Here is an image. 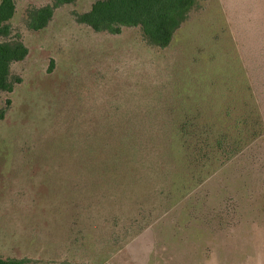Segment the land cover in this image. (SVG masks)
Wrapping results in <instances>:
<instances>
[{
  "label": "rangeland",
  "instance_id": "obj_1",
  "mask_svg": "<svg viewBox=\"0 0 264 264\" xmlns=\"http://www.w3.org/2000/svg\"><path fill=\"white\" fill-rule=\"evenodd\" d=\"M95 1L59 6L41 30L28 27V11L50 0L16 1L11 25L29 53L12 65L22 82L0 93V110L11 99L0 119V257L264 264L261 128L226 162L171 159L156 189L100 185L96 167L133 123L188 122L193 135L264 124V0H198L166 48L139 27L79 23Z\"/></svg>",
  "mask_w": 264,
  "mask_h": 264
},
{
  "label": "trees",
  "instance_id": "obj_2",
  "mask_svg": "<svg viewBox=\"0 0 264 264\" xmlns=\"http://www.w3.org/2000/svg\"><path fill=\"white\" fill-rule=\"evenodd\" d=\"M16 1L0 0V93H11L15 85L22 82V77L13 75L12 65L24 60L29 53L27 45L18 35H14L11 25L16 13ZM75 1L50 0L44 6L31 8L28 11V27L33 30L44 29L59 6ZM197 4L198 0H96L88 11L77 15V21L96 32L111 34H120L124 27H139L150 44L166 48ZM10 104L11 99H7L6 106L0 110V119L5 117ZM192 127L188 122L180 127L171 123L131 124L128 129L121 131V139L114 145L104 146L110 151L101 153L100 158L96 159L98 183L102 185L116 181L118 184L129 183L132 188L154 184L156 189L158 178L167 169V164H172L171 159L174 163L176 158L184 161L191 159L193 164L202 166L212 155L219 154L223 163L264 130L261 121L243 126L239 123L227 124L224 130H216L215 125H212L209 130L198 132L195 127L196 135L192 134ZM254 128L258 131L252 133ZM243 131L250 133H245L251 136L249 141L240 138ZM179 139L184 142L183 145L179 144ZM185 153L191 158L186 157ZM161 158L164 159L162 163L159 161ZM29 262V258L0 257V264Z\"/></svg>",
  "mask_w": 264,
  "mask_h": 264
}]
</instances>
